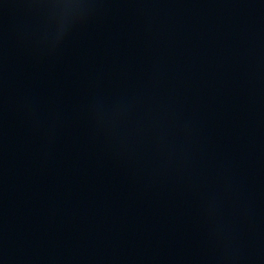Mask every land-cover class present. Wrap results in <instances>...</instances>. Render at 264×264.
I'll use <instances>...</instances> for the list:
<instances>
[{"label":"water","instance_id":"1","mask_svg":"<svg viewBox=\"0 0 264 264\" xmlns=\"http://www.w3.org/2000/svg\"><path fill=\"white\" fill-rule=\"evenodd\" d=\"M0 264H264V0H0Z\"/></svg>","mask_w":264,"mask_h":264}]
</instances>
